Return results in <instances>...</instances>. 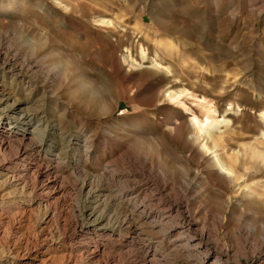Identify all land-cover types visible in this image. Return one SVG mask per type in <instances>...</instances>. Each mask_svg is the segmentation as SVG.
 I'll return each mask as SVG.
<instances>
[{
    "label": "rangeland",
    "instance_id": "1",
    "mask_svg": "<svg viewBox=\"0 0 264 264\" xmlns=\"http://www.w3.org/2000/svg\"><path fill=\"white\" fill-rule=\"evenodd\" d=\"M0 34V45L26 68L19 79L4 77L5 85L47 129L58 127L51 140L63 143V159L54 163L63 187L51 203L50 222L43 224L44 212L35 210L19 223L20 206L39 197L17 195L21 205L10 201L0 212V264L12 263L7 248L15 244L21 255L14 264H29L35 251V264L45 257L46 264H69L70 257L72 264H144V246L154 240L170 255L151 264H194L191 251H178L139 211L130 222L136 231L121 225L132 209L121 189L148 175L172 198L187 177L200 226L226 247L250 249L237 228H251L258 213L251 199L262 198L242 192L264 194V0H0ZM203 104L217 122L199 131L193 119H205ZM77 132L88 139L87 160L85 150L76 153L67 144V135ZM12 153H0V161ZM71 157L82 159L85 175ZM25 160L12 166L28 165L31 183L33 163H51L35 151ZM219 161L242 179L230 178ZM91 175L110 198L111 205L99 208L111 217L108 233L80 231L82 183ZM152 189H138L137 204L162 214L164 201ZM243 211L247 222H240ZM95 247L103 256L92 257Z\"/></svg>",
    "mask_w": 264,
    "mask_h": 264
},
{
    "label": "bare ground",
    "instance_id": "2",
    "mask_svg": "<svg viewBox=\"0 0 264 264\" xmlns=\"http://www.w3.org/2000/svg\"><path fill=\"white\" fill-rule=\"evenodd\" d=\"M3 38L4 37L0 34V40H2ZM3 41H1L2 44L0 45V153L13 152V158L11 160L0 161V212L5 211L6 207L9 206L10 201L12 204L15 203L16 205L20 206L21 200L17 197V195H22L23 193L28 196L37 194L39 198L33 200L30 204L28 203V205L27 203H25L24 206H20L21 212L19 223L22 222L21 219L23 220L29 212L42 210L44 212L42 222L43 224H48L50 222V217L52 214L51 203L53 199L56 198V196L62 191L63 187L61 185L62 181H60V176L58 175L56 166L54 164L59 163L60 159H63L61 156V146H63V143H56L53 139V141L51 140V136L55 134L59 135L60 132L58 131V127H50V129H47L48 123H42V121L40 120L42 116L40 117L39 115H37V112L32 111V106H29V102H24L19 98L14 97V95L9 91V88H7V86L5 85L4 77L12 76L14 79H19L22 73L25 72L26 68L25 64H22V62L19 63V61H17L18 58L16 57H18V55L14 54L13 57H10L8 55V48L3 43ZM179 95L173 97H175V99L177 98L179 101ZM204 106L206 108L205 119H193L196 128L199 131H206L205 129H207L208 127H213L217 122L215 111L211 110V107L208 105ZM81 133L82 132H77L76 135L68 134L67 144L69 145L70 150L76 153L78 152L77 150H85V157L87 160L89 156L88 139L87 137L84 138ZM210 136L214 139L213 141L216 144L217 138L215 137V135L210 134ZM32 151L37 152V155L44 154L48 156L51 163L43 164L42 162V164H39L38 162H34L33 164H35L38 169L36 172L37 175L35 177L37 179L35 182L31 183V179L30 181L28 179L30 177L29 174L31 173H29L27 167L28 165H25V167L18 166L17 169H14L12 164L25 162L27 160H25V158L30 155ZM71 158L79 165H77L78 168L76 169V171H78V173H80L81 175H85V167L80 166L83 162L82 159L80 160L76 157ZM219 163L222 169H226L230 173V178L235 176V178L239 180L242 179L241 175L234 174V169H232L231 167L230 169H228L220 161ZM25 174L28 175V178L25 176ZM131 180L128 181L130 182L129 184L121 189L123 202L127 204L128 207L132 206L129 214H125L124 218L121 219V225L129 224L131 220L134 219L135 213L139 211V214H141L144 219L149 221L150 225H153L152 227H160V230H164V233L162 231L160 232L165 235V238L169 240V243L172 242L175 244L177 250L179 248L182 251H191L193 253V256L196 258L194 264H264V194L259 192V189L254 190V188L250 191L251 194L242 192V196L244 198L247 197V199H251L253 195H259L262 196V198L251 199V201H254V206H256L255 208L258 212L256 213L257 215L254 216L253 220L251 218V228H249L248 230L245 229V227L244 229L243 227L237 228L238 232H240L239 234L241 241H243L242 243H251L252 246H249L250 249L247 250L244 245V249L237 251L234 248V245L233 247H226L222 245V240L218 235L214 234V232H212L208 228L200 226L201 222L199 223V220L194 217L190 208L192 204L191 199H189V195H191L192 191V181L187 179V177L183 182L184 185H180L181 190L178 189L179 192H177L176 198H172L166 192L165 184H161L160 182L155 181V179L151 178L149 175L146 178H134L132 181ZM95 182L99 183V178L96 175H91L89 178H84V181L82 183L81 191L86 196V205L81 211V215L83 216L85 221H81L80 231L89 232L90 230H92L104 234L108 233V231L112 229L110 228V223L112 222L111 217L107 216L108 214H105V212L99 208L101 206L106 207L107 204H110L108 203V199L110 198L107 190L102 187L100 183L96 186ZM148 187L149 189L150 187L153 188V191L151 192L152 194L160 195V197H162L161 199H163L164 201L162 210L165 214H158L154 211L153 207L149 208V205H147L144 201L142 202V204H137V190L140 188H143V190H149ZM11 195H16V197H11ZM244 213L245 211L241 212V214L239 215L240 219H242L240 222L246 221L244 219L246 218V213ZM2 216L3 215H0V219L3 218ZM133 223H130L129 226L134 227V231H136L137 228ZM259 226L262 227L260 234H258L257 232V228ZM3 235L4 231L0 229V238ZM23 242L27 246L28 244H30V241L28 239H24ZM160 244L161 243L156 240L150 241L148 242V244H145V253L143 255L144 264H151L152 261L161 262L169 257V251L163 250V247H160ZM3 250L4 249L0 250V253ZM19 250V245L17 246L16 244L7 248V251L10 254H13L11 260L13 264L15 263L13 262V260L21 255V251ZM102 254L104 253L101 252L100 247H95V249H93L92 251V257L94 258L96 256H101ZM37 257V251L33 253L31 252L29 255V264H35L34 262L38 260ZM242 257H245L247 259L246 263L242 262ZM71 258L72 257H70V259L68 258V262L72 264L73 260H71ZM3 260L8 261V259ZM40 260L41 261L39 264H46L48 258L45 257Z\"/></svg>",
    "mask_w": 264,
    "mask_h": 264
}]
</instances>
